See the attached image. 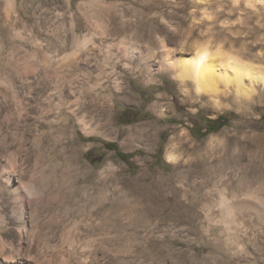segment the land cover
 Masks as SVG:
<instances>
[{
  "label": "rangeland",
  "instance_id": "1",
  "mask_svg": "<svg viewBox=\"0 0 264 264\" xmlns=\"http://www.w3.org/2000/svg\"><path fill=\"white\" fill-rule=\"evenodd\" d=\"M16 1L32 5L29 0ZM62 1L41 7L40 0H33L31 15L23 16L22 11L20 15L35 32L38 22L54 24L59 30L60 22L69 24L76 12ZM68 1L75 6L88 2ZM108 2L118 3L124 11L120 25L137 29L140 37L150 31L154 44L163 40L174 67L198 48L207 47L211 52L221 48L264 68V0ZM116 37L113 43L122 39ZM126 40L140 42L141 52L127 57L119 51V63L112 72L92 61L86 66L88 87L93 86L91 97H98L102 108L99 112L89 108L85 114L90 120L88 130L76 124L71 134L74 148L80 150L72 198L84 196L90 205L102 204V209L92 211L95 217L99 212L107 214L113 199L121 203L123 215L130 205L135 225L130 228L123 218L115 244L105 232L95 237L92 231L87 233L86 253L91 259L86 262L84 256L67 253L65 264H116V260L119 264H264V85L255 84L253 93L244 96L234 85L226 88L219 82L216 95L199 96L176 78L177 68L164 67L159 45L153 48V58H147L143 57L145 42L139 37ZM100 73L99 85H93ZM9 76L5 79L8 83L12 80ZM24 79L39 83L59 80L42 70L26 74ZM124 109L129 110L125 123L117 120ZM221 115L228 117L227 125L202 136L206 121ZM107 143H115L120 152L133 157L123 162L105 148ZM67 148H56L57 162L66 161L69 151H59ZM28 170L29 175L35 172L32 166ZM3 184L0 181V186ZM3 191L6 188L0 187V215L6 230L0 232L13 242L8 196L4 206ZM223 200L235 201L237 209H223ZM57 223L53 226L55 243L61 238ZM46 224L39 232L46 230ZM102 236L104 240L97 239Z\"/></svg>",
  "mask_w": 264,
  "mask_h": 264
},
{
  "label": "bare ground",
  "instance_id": "2",
  "mask_svg": "<svg viewBox=\"0 0 264 264\" xmlns=\"http://www.w3.org/2000/svg\"><path fill=\"white\" fill-rule=\"evenodd\" d=\"M50 2L57 0H40L41 7ZM28 4L0 0V181L4 183L0 187L6 188L3 204L6 206L8 196V218L15 232L13 242L0 232V264H65L67 253L84 256L87 262L91 259L86 253L88 245L84 236L87 233L92 231L95 237L105 232L109 242L115 244L119 241L123 218H127L130 228L135 225L130 205L124 216L121 203L113 199L107 214L99 212L95 217L92 211L102 209V204L90 205L84 196L72 198V178L80 170L77 156L80 150L74 148L71 134L76 124L83 131L88 130L90 120L85 114L89 108L95 112L102 108L100 99L91 97L93 86L88 87V64L92 61L94 66L99 65L104 70L110 67L112 72L119 63L116 55L119 51L127 57L141 52L140 42L126 40V37H139L145 42L143 57L153 58V48L159 45L164 67L177 68L176 78L190 85L199 96L216 95L219 82L226 88L234 85L238 93L249 96L255 84L264 85V68L245 63L221 48L211 52L207 47L198 48L174 67L165 42L160 40L154 44L150 31L140 37L137 29L124 27L125 23L120 25L124 11L119 9L118 3L108 0H88L76 6L66 0L68 8L76 9L70 23L61 21L57 30L54 24L45 26L38 22L35 32L20 15V11L23 16L31 15L33 0ZM116 36L122 39L113 43ZM38 70L59 80L24 81L26 74ZM101 75H97L93 85H99ZM6 76L11 77L10 83L5 80ZM66 143L70 144L67 151L59 153L69 151L70 154L64 163L57 162L56 148L67 147ZM168 159L173 161V156L168 154ZM30 166L35 168L32 175H29ZM237 205L235 201L221 202L225 210L237 209ZM92 218L95 219L90 222ZM45 223L46 230L39 232ZM55 223L61 226L59 243L54 242ZM5 226L0 215V231L4 232ZM103 236L97 239L102 241ZM57 254L60 259H56ZM116 264H119L117 260Z\"/></svg>",
  "mask_w": 264,
  "mask_h": 264
},
{
  "label": "trees",
  "instance_id": "3",
  "mask_svg": "<svg viewBox=\"0 0 264 264\" xmlns=\"http://www.w3.org/2000/svg\"><path fill=\"white\" fill-rule=\"evenodd\" d=\"M128 111H129L128 109L122 110L121 113L117 116V120L119 122L125 123L124 118L126 117V113ZM227 123H228V117L226 115H221L214 120H207L206 128L202 136H205L206 134L209 133L218 132L221 128L226 126ZM200 130H203V128H201ZM105 148L109 151H114L116 156L125 163H127L133 157L132 154H125L120 152L115 143H107L105 144Z\"/></svg>",
  "mask_w": 264,
  "mask_h": 264
}]
</instances>
